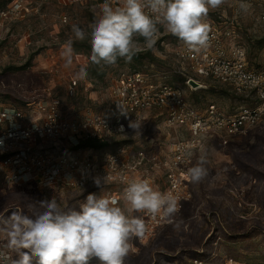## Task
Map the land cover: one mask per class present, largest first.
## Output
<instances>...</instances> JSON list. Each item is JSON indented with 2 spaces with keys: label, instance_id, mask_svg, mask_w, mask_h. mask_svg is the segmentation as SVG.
Wrapping results in <instances>:
<instances>
[{
  "label": "rangeland",
  "instance_id": "374dc122",
  "mask_svg": "<svg viewBox=\"0 0 264 264\" xmlns=\"http://www.w3.org/2000/svg\"><path fill=\"white\" fill-rule=\"evenodd\" d=\"M7 2L3 10L12 8L14 12L7 19L0 18V105L20 107L22 101L31 104L56 98L62 101L69 115L86 108L105 112L111 109L112 81L121 71L139 67L155 73L161 82L181 87L186 98L200 108L215 103L231 114L239 108L254 106L250 97L192 73L188 76L205 88L196 92L189 89L178 73V67L187 69V66H179L173 54L181 42L163 27L154 47H142L140 51H151L159 63L150 66L148 60L141 65L119 59L116 65L101 67L91 64L90 54L80 49L82 42L74 40L73 66L65 68L61 50L73 37L71 25L76 23L88 30L103 0H0V7ZM112 2L116 4L117 0ZM248 2L252 5L250 14H238L232 6L234 0H229L221 8L210 10L208 17L221 24L235 19L237 42L246 49L249 67L260 69L264 66V46L259 45L264 39V0ZM137 39L143 46L140 41L143 38ZM83 42L90 44L88 40ZM27 65L29 68L24 72L2 74L7 68ZM85 65L104 71V82L88 77L76 79L75 72ZM75 80L78 82L76 94L69 97L67 89ZM159 114L157 111L148 113L140 134L133 133L127 141L135 150L170 155L176 135L165 127L164 118ZM201 155L207 159V175L199 183H189L191 197L175 219L183 221L181 228L176 230L170 224L152 236L134 238L125 264H189L194 257L208 258L207 264H222L224 257L242 263L264 264V118L247 136L232 139L227 146L221 144L220 137L209 140L196 162ZM5 177L6 170L0 166V217L5 218L12 209L30 214L28 204L32 201L54 196L61 206L69 208L91 193L11 185ZM90 264L100 262L94 258Z\"/></svg>",
  "mask_w": 264,
  "mask_h": 264
},
{
  "label": "built area",
  "instance_id": "2783aa9c",
  "mask_svg": "<svg viewBox=\"0 0 264 264\" xmlns=\"http://www.w3.org/2000/svg\"><path fill=\"white\" fill-rule=\"evenodd\" d=\"M12 12V8L3 11L0 18L7 19ZM207 22L211 31L206 52L192 55L182 43L174 50L176 63L187 66V69L178 67L179 75L186 80L184 84L198 91L189 86L193 79L188 75L192 73L250 97L254 106L239 108L231 114L215 103L200 108L186 98L181 87L159 81L155 73L131 69L121 71L112 81L111 109L105 112L86 108L69 115L62 101L56 98L25 107L0 105V166L6 170L5 181L18 186L37 185L96 194L105 191V195L119 200L130 180L146 179L154 188L171 191L178 198L181 209L176 219L191 197L187 169L196 163L206 143L220 137L221 144L227 146L232 139L247 136L264 118V66L249 67L246 49L237 42L235 19L221 24L208 17ZM77 86L76 80L70 84L69 97L76 94ZM153 111L163 116L165 127L176 135L170 155L135 150L127 143L135 133L129 122L138 120L146 125V116ZM87 139L117 145L106 151H72ZM97 176L106 177L101 189L93 183ZM143 218L146 237L170 225L160 218ZM3 237L0 234V241ZM208 260L194 257L189 264H207ZM221 262L252 264L231 257H224Z\"/></svg>",
  "mask_w": 264,
  "mask_h": 264
},
{
  "label": "clouds",
  "instance_id": "9594fccd",
  "mask_svg": "<svg viewBox=\"0 0 264 264\" xmlns=\"http://www.w3.org/2000/svg\"><path fill=\"white\" fill-rule=\"evenodd\" d=\"M229 0H103L94 21L85 30L71 25L70 37L61 50L65 68H72L75 50L73 41L88 40L89 61L98 66L116 65L123 58L131 62L143 48L152 49L163 27L176 37L188 53L199 55L210 47V10H216ZM238 14H250L248 0H234ZM137 38H143V46ZM87 66L75 72V78H87ZM129 128L140 134L142 124L130 121ZM123 131V129H121ZM206 156L187 169L193 183L207 175ZM106 177H94L99 189ZM49 186L51 182H49ZM181 204L171 191L161 192L146 179H132L123 188L120 199L89 193L73 207H63L53 196L28 204L30 214L12 209L0 217V264H90L94 258L100 264H125L133 249L131 241L146 233L144 216L160 218L176 230L182 220H175ZM142 214V215H141Z\"/></svg>",
  "mask_w": 264,
  "mask_h": 264
},
{
  "label": "trees",
  "instance_id": "16d2710c",
  "mask_svg": "<svg viewBox=\"0 0 264 264\" xmlns=\"http://www.w3.org/2000/svg\"><path fill=\"white\" fill-rule=\"evenodd\" d=\"M10 2V1H8ZM5 3L4 5H2L0 7V12H3L4 7L8 4ZM3 10V11H2ZM141 42H143V39L140 40ZM260 47L264 46V39L259 42ZM80 49H84L87 53L91 54V46L89 43L87 42H82L80 43ZM123 59V58H120ZM119 60V59H118ZM148 60V62L146 61ZM131 62L136 63V64H141L147 62L148 65L151 66V64L154 63H159L160 61L158 59H156L154 57V55H152L151 51H146V52H139L137 53L133 59L131 60ZM29 68V65L24 66V67H10L4 70V72L2 73L3 76L7 73L12 72H24L25 70H27ZM147 68V67H146ZM150 68V67H149ZM131 70L134 71H142L144 69H140L139 67H134L131 68ZM87 71H88V79L90 80H99L101 82H104V78H105V72L101 71L99 67H87ZM183 79V83H185V78ZM22 105H20L21 107H25L27 103H25L24 101H22L21 103ZM117 144H108V143H103V142H99L97 140H93V139H87V140H82L80 142V145L75 148L72 149V151H79V150H92V151H106V150H110L112 148H114Z\"/></svg>",
  "mask_w": 264,
  "mask_h": 264
},
{
  "label": "water",
  "instance_id": "95a60500",
  "mask_svg": "<svg viewBox=\"0 0 264 264\" xmlns=\"http://www.w3.org/2000/svg\"><path fill=\"white\" fill-rule=\"evenodd\" d=\"M189 86H191L193 89H199L201 87V85L195 82L194 80L189 81Z\"/></svg>",
  "mask_w": 264,
  "mask_h": 264
},
{
  "label": "bare ground",
  "instance_id": "6f19581e",
  "mask_svg": "<svg viewBox=\"0 0 264 264\" xmlns=\"http://www.w3.org/2000/svg\"><path fill=\"white\" fill-rule=\"evenodd\" d=\"M204 87L203 86H201L198 90H200V89H203Z\"/></svg>",
  "mask_w": 264,
  "mask_h": 264
}]
</instances>
